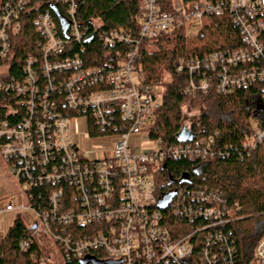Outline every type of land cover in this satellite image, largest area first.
<instances>
[{"label": "built area", "instance_id": "1", "mask_svg": "<svg viewBox=\"0 0 264 264\" xmlns=\"http://www.w3.org/2000/svg\"><path fill=\"white\" fill-rule=\"evenodd\" d=\"M141 0L139 26L106 30L99 21L78 15V0L0 1V92L15 97L9 118L0 123V153L22 195L0 200V215L30 210L38 221L19 240L21 250L33 244L50 264L39 239L47 235L65 259H111L115 264H264V231L250 258L237 259L226 232L239 218L238 203L219 189L194 182L185 174L173 178L168 193L158 182L169 161L199 162L225 157L214 135L169 143L153 137L163 103L161 84L147 80L143 49L161 35L198 33L206 20L230 16L239 33L236 47L178 59L184 91L192 97L232 94L255 88L264 109V0ZM32 21L38 38L20 71L11 73L16 37ZM100 44V49L96 48ZM84 117L92 137L116 138L111 152L92 157L72 133ZM253 119V118H252ZM242 142L254 157L264 181V119ZM146 133L151 150L132 151L130 137ZM240 152L241 157L243 153ZM245 184L257 180L240 160ZM166 194L171 199L159 206ZM28 199L29 204H24ZM36 258V255L34 254Z\"/></svg>", "mask_w": 264, "mask_h": 264}, {"label": "trees", "instance_id": "2", "mask_svg": "<svg viewBox=\"0 0 264 264\" xmlns=\"http://www.w3.org/2000/svg\"><path fill=\"white\" fill-rule=\"evenodd\" d=\"M165 2L171 5L170 0ZM140 4L141 0H78V15L86 21H99L106 30L137 28ZM38 36L32 21H29L16 37L12 74L18 73L24 58L36 50ZM238 44L239 33L230 16H216L206 20L205 27L195 37H188L184 31L161 35L150 50L143 49V63L147 80L164 87L163 103L152 136L176 143L179 133L186 126L185 110L189 108L199 113L198 119L190 123L193 131L198 135L216 136L218 146L228 152L225 157L207 162L188 159L169 161L158 179L161 194L169 192L171 178L183 174H189L194 182L221 190L231 202L238 203L239 218L226 227V232L231 235L228 242L238 250L237 259H248L264 231V184L251 188L244 182L246 175L242 168L229 167L242 160L251 166L255 175L260 172L257 159L254 155L247 157L242 146V142L252 133V118L264 119V109L257 101L259 95L255 88H250L228 95L211 93L192 97L184 91V76L176 70L181 56L204 54ZM95 47L100 49L101 46L96 44ZM166 74H170V80H165ZM7 104L14 105L15 97L0 92V123L9 118ZM240 152H244L243 157ZM30 232L31 226L18 214L14 224L0 240V264H39L37 258L42 251L38 245L33 244L24 251L18 244ZM65 260L67 264H86L83 260Z\"/></svg>", "mask_w": 264, "mask_h": 264}, {"label": "rangeland", "instance_id": "3", "mask_svg": "<svg viewBox=\"0 0 264 264\" xmlns=\"http://www.w3.org/2000/svg\"><path fill=\"white\" fill-rule=\"evenodd\" d=\"M198 32L199 29L197 27H193L190 28L186 34ZM170 78V74L165 75V80H170ZM162 90H164L163 86ZM198 115V111L187 108L185 110V125L196 121L198 119ZM74 124L72 137L81 150L90 152L92 157H102L105 154V151H112L116 138L108 136L92 137L89 133L88 121L84 117H80ZM251 125L254 128L257 126L256 118L251 120ZM129 141L132 146V151L143 152L145 150H151L154 148V143L150 141V138L144 132L138 135L133 134ZM260 174V172L258 175L254 174V179L257 180V185L264 184V181L257 179L260 177ZM21 195V184L12 176L9 165L6 161H4L0 153V200L10 198L12 196L20 197ZM24 204L28 206V199H24ZM18 214L22 215L29 226H32L33 223L38 221L37 214L30 210H17L3 213L0 215V239L14 224L15 218ZM39 242L40 246L44 249L46 256L49 257L50 264H67L57 245L52 244L47 235H43V237L39 239ZM83 262L86 264H115L114 260H98L91 256H86L83 259Z\"/></svg>", "mask_w": 264, "mask_h": 264}, {"label": "water", "instance_id": "4", "mask_svg": "<svg viewBox=\"0 0 264 264\" xmlns=\"http://www.w3.org/2000/svg\"><path fill=\"white\" fill-rule=\"evenodd\" d=\"M193 137V133L191 129L188 128H183V130L179 133L178 140L181 141H186L189 140ZM188 178V175H184L183 178L179 179L178 182H183ZM171 182H174L175 180L173 178L170 179ZM171 199V194H166L163 199L160 201L159 206L161 209H165L166 206L168 205V202Z\"/></svg>", "mask_w": 264, "mask_h": 264}, {"label": "crops", "instance_id": "5", "mask_svg": "<svg viewBox=\"0 0 264 264\" xmlns=\"http://www.w3.org/2000/svg\"><path fill=\"white\" fill-rule=\"evenodd\" d=\"M17 197V200L19 199V197L18 196H16ZM20 198H22V197H20ZM24 201V200H23ZM13 211H17V210H13ZM10 212H12V211H10ZM3 237H1V239H2ZM0 239V240H1Z\"/></svg>", "mask_w": 264, "mask_h": 264}]
</instances>
